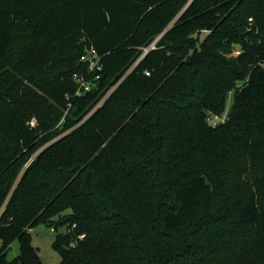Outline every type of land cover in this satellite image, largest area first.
<instances>
[{
    "label": "trees",
    "instance_id": "1",
    "mask_svg": "<svg viewBox=\"0 0 264 264\" xmlns=\"http://www.w3.org/2000/svg\"><path fill=\"white\" fill-rule=\"evenodd\" d=\"M92 45L100 89L68 98ZM263 63L264 0H0V264H44L41 223L86 233L62 264H264ZM226 139L254 182L218 213Z\"/></svg>",
    "mask_w": 264,
    "mask_h": 264
},
{
    "label": "rangeland",
    "instance_id": "2",
    "mask_svg": "<svg viewBox=\"0 0 264 264\" xmlns=\"http://www.w3.org/2000/svg\"><path fill=\"white\" fill-rule=\"evenodd\" d=\"M205 32L200 34V37H204ZM239 51H235L234 55H237ZM233 95L230 96L228 103L232 104ZM67 112V111H66ZM211 112L208 113V117ZM64 118L60 121L61 124ZM36 120H33L35 124ZM237 147L232 149L230 154L229 166L222 168L218 163L221 157L226 152L227 148L231 145L233 147L232 139H226L223 141L218 154L212 160L213 163V175L216 178V189L213 193L211 206L215 212H223L231 210L234 205L244 199L243 192L249 189L254 182V174L251 173L252 161L246 158V152L242 142H237ZM242 174V176H240ZM244 174V175H243ZM231 197V198H229ZM70 210H66L63 214L69 213ZM57 220V219H55ZM50 223H41L34 227L31 231L33 245L38 249L41 259L44 264H62V256L59 250L53 246L54 240L59 233H62V227L56 232L53 231ZM226 247L228 245H225ZM20 240L15 239L8 249L7 258L9 260L15 259L20 254Z\"/></svg>",
    "mask_w": 264,
    "mask_h": 264
},
{
    "label": "built area",
    "instance_id": "3",
    "mask_svg": "<svg viewBox=\"0 0 264 264\" xmlns=\"http://www.w3.org/2000/svg\"><path fill=\"white\" fill-rule=\"evenodd\" d=\"M157 41L158 38L151 43L150 46L144 48V52L137 62H139L151 49L156 48ZM79 66V70L73 73V80L77 85L76 91L72 95L69 94L67 96L68 98L84 95L88 92L100 89L101 80L104 75V62L103 55L99 53L95 46L92 45L86 48L80 58ZM146 74L150 75V71H146ZM228 111L229 107L222 114L211 112L208 117V121L214 126L224 123L229 119ZM61 227L63 229L62 234H68L71 236L69 247H76L79 241L86 237L85 232H77V223L64 224L59 228L52 225L51 229L57 232Z\"/></svg>",
    "mask_w": 264,
    "mask_h": 264
},
{
    "label": "water",
    "instance_id": "4",
    "mask_svg": "<svg viewBox=\"0 0 264 264\" xmlns=\"http://www.w3.org/2000/svg\"><path fill=\"white\" fill-rule=\"evenodd\" d=\"M191 57H192V55H190V56L188 57V60H189V61H190Z\"/></svg>",
    "mask_w": 264,
    "mask_h": 264
}]
</instances>
